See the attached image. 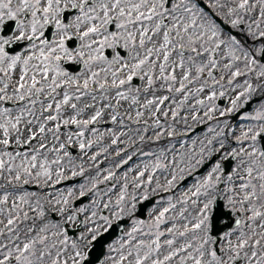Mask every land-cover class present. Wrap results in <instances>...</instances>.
Wrapping results in <instances>:
<instances>
[{
  "label": "rangeland",
  "instance_id": "obj_1",
  "mask_svg": "<svg viewBox=\"0 0 264 264\" xmlns=\"http://www.w3.org/2000/svg\"><path fill=\"white\" fill-rule=\"evenodd\" d=\"M139 2L140 0H122L121 6L126 8L127 4ZM153 2L154 0H148V6L150 7ZM204 2L208 5L211 12L229 26L231 31L236 32V39L242 44V46L239 44V47L231 50L239 57L235 62L236 65L232 62V68L235 67L243 73L236 77L232 85H228V79L231 76L232 69L229 71L224 68V65L229 63L230 57V47L227 44L216 52L217 68L215 69V77L220 83H214L212 78L208 76V67H205L204 72L197 73L196 69L198 66L208 64L209 54L197 55V53L189 50L187 36L194 30L189 28V33H184L183 27L185 24H191L192 20L195 19L197 26L195 31H199L200 25L204 24L207 26L210 20H205L204 15H201L197 8H192L194 4L192 0H170L167 10L163 8L158 9V12L162 13V15H154L151 20L144 19L135 24H128L127 16L120 17L118 15V8L115 9V13L110 11L109 15L115 20H119L120 23H124L125 31L132 33L134 39L139 40L137 45H134L133 41H131V44L134 46L130 50L131 57L129 60L132 63L131 66L136 63L137 59H143L147 56L148 49L153 50L152 55L142 66V69L136 73L140 79V84L138 85L127 82L128 75L123 71L120 77H115L118 89L113 91H107L96 85L94 86V92L84 89L81 95L67 93L69 96L82 97L79 104L77 101H72L69 104L71 110L74 109L72 107L73 104L79 107L78 111L76 109L72 110L77 114L75 117L78 120H90L96 111H100L101 116L87 126L80 124L76 127L77 132L68 134H74V136H66L63 138L65 141L64 144H59L57 138L54 137H51L49 142L48 138L33 136V132L36 130L35 128L39 127L35 118L34 121L27 120L28 111L32 107L25 106L19 109H8L9 111L7 112L4 110V114L0 116V124H6L8 126L9 136L7 138L10 143L14 144L15 148L9 151L0 143V160H3L5 163V167L0 169V201H4L6 197V203H0V229H3V234L0 235V245H7L14 249L16 245L23 247L24 243L35 240L37 241L34 245L36 256L32 257V259L35 261V264H39L37 257L41 251H45L44 264H49L50 259L56 258V252L62 250L60 241L63 237L59 235L64 229L62 224H68L69 227L74 226L75 221L73 223L67 222V216L70 214L71 209L87 206L88 212L78 216L83 221L86 215H91L92 211H96L97 216L103 214L112 218L111 210L115 205L121 188L127 184L128 199L125 201V204L130 206L132 202L131 197L135 195L137 198L135 201L136 208L131 216L127 214L126 209L123 217L130 219V223L126 228L125 234L110 244L116 250L110 251L107 247L102 264H115V261L119 260L121 252L127 255L129 251H132L133 255L125 260V264H131L135 259L137 246L141 245V242L142 246L139 250L141 256H143L149 250V246L152 247L150 240L154 238V234H157L155 218L164 207H169V199L175 207L170 208L169 212L165 214L164 223L160 226L164 231H168V228L175 226L174 232L162 237L159 243V252L153 254L145 264H152V260L155 259L163 260L165 255L176 249L186 247L188 244H191L192 247L186 248L183 252H179L167 264H181L182 258L184 259V264H194V260L188 257L190 254L194 257H199L196 249L202 243L205 235L203 230L191 231V222L199 211V207L192 203V200L196 198L192 197L190 192V189L194 191L195 183L198 180L203 181V178L217 162L224 160L235 150L238 155L229 175L232 177V180H228L229 176L224 177L220 168L219 171L213 174V182L217 185L216 177L219 176V181H223L222 189H220V192L216 190V187L209 189V196L215 197L217 194H220L223 198L224 209L232 211L231 206L226 207L227 197L233 195L238 199L242 195L239 192V185L246 182L247 178L251 179L257 186V193L260 192L258 174L264 168V158L259 156V151L261 150L258 140L255 146L259 151L255 157H249L246 153L251 151L253 141L251 139L244 140L243 148L245 154H240L241 145L237 143L236 138L241 135L242 131L247 130L249 126L264 123V121L242 119V117L254 115L256 109L264 106V77H259V73L264 69L261 68L258 57H255V64L246 67V60L243 55L245 50L254 55V49L264 44V39L257 38L254 40L248 34L249 25H251L252 31L257 34V37L259 36L255 21L261 20V10L264 7V0H248V7L245 10L237 8L240 0H204ZM113 3H115V0H105L95 5L94 15L99 16L100 14H104L103 9L100 7L101 4H105L111 8ZM173 4L177 5L175 10L172 9ZM229 8H236L237 10L234 14L229 15ZM185 9H192V11H186ZM141 11L147 14V8H143ZM135 15L136 13H133V18ZM235 19H240L241 23L233 27L231 21ZM158 24L159 30H157ZM177 25H179L180 34L184 36L183 41L177 36ZM145 28L147 29L144 37L145 43L141 47L139 33ZM260 30H264V21L260 23ZM122 31L125 33L124 28ZM218 31L221 39H228V36L223 35L219 27ZM165 32L168 33L169 40L171 41L167 49L170 57L165 64V75H174V80H165L160 72V64L165 63L163 58L164 49L161 47L164 44ZM180 43H184L185 45L183 49V68L179 66L181 59ZM136 46L140 47L139 51L136 49ZM197 48H199V45H197ZM157 49H160V51L157 52ZM135 56H137L136 59ZM189 56L194 57V60H189ZM113 69H110L107 65L105 71H100V77L97 79H105L113 82L114 77L109 78L108 72L112 71L113 73L116 71L118 73L121 68L118 66L113 67ZM185 72L189 73L188 79L186 80L183 79ZM87 73L89 72L87 71ZM149 76L152 77L153 81L151 85L148 84ZM221 77L224 79L221 80ZM121 79L126 80L124 85L118 83ZM66 80L71 81V78L69 79L67 76ZM245 81L251 84L252 92L241 98L235 111L243 107L245 101L252 98L259 99V102L252 107L249 113L240 116L236 122H233L229 116L230 114H234L235 111L230 113L226 112L224 116H221L220 113L230 108L232 106L231 100L247 88ZM181 83H183L184 87L182 90L177 91V89L181 88ZM221 83L224 85L223 88L220 87ZM169 88L171 89L170 91L168 90ZM201 88L203 91H199ZM213 92L216 94V99L220 96L221 92L225 93L222 96L227 101L225 108L217 107L216 99H208ZM118 93L122 95H118ZM163 97H167V99L161 104L160 100ZM149 100L153 101L151 105L147 103ZM197 101H203V104H198ZM210 109L213 110L209 111ZM117 111L119 112L118 114L116 113ZM173 111L176 112L175 117L172 114ZM138 112L142 113L139 117L137 116ZM206 112L209 113L211 118L205 116ZM112 116L118 117L113 121ZM194 116L196 117L195 120L193 119ZM16 117H20V121L16 125V128L13 129L11 123H16ZM196 127H202L203 129L195 136L186 139V135ZM81 131L84 132L83 137L77 135ZM3 139H5L3 130L0 129V141ZM113 139L117 140L116 144L112 143ZM81 140L86 145L83 150L79 147ZM89 141H91V147L87 146ZM221 142H223V147H221ZM19 145H28V149L20 151L18 149ZM61 145H64V147L61 148ZM65 145L74 147L75 153L65 155L67 153ZM10 148L8 146V149ZM202 150L204 161L209 158V152H211V155L216 153L218 155L220 154V160L211 166L203 175L191 180L184 187L175 190V185L181 181L179 168H185L184 175L186 177L189 174L188 164L190 158L195 157L191 161L192 164H195V159L201 158L200 153ZM5 153L8 154L6 155ZM33 155L37 157V168L32 170L33 177L28 179V183H25L22 167L28 166V162L31 161ZM93 156L96 157L95 160L92 159ZM129 156L131 157L130 160L128 159ZM57 160L61 162L59 165L53 163ZM124 161H127V163H124ZM42 162L48 165L52 173V179L47 180V182H45V177L35 178V173L40 171L39 164ZM157 162H159L161 167L153 173L151 184L147 182L148 177L146 173L141 181L142 187L136 188L134 185L137 183L136 176L138 172L143 171L145 166L151 172ZM9 166L13 168L11 173L8 171ZM200 166L196 165L191 173ZM249 167L254 169L251 177L247 175L246 171ZM58 168L63 169V178L56 176ZM73 169L77 173L82 170L83 175L71 177V171ZM233 169H236V171L234 172ZM174 170L177 172V180L174 186L168 188L167 181L171 179V174ZM17 171L21 172L22 178L19 181L15 179ZM108 172H112L114 175L111 179L105 181L104 177L108 175ZM69 178H76L77 183L70 185L62 184L61 186L55 187L54 183L58 179L59 181H63ZM93 183H96L97 187L92 192H87L86 201L82 204L74 205L73 200L79 195L80 185L83 184L87 191V189L92 188ZM32 184L39 189L50 187L51 191L37 197V191L35 189L30 190L25 186H31ZM69 188L73 189V196L69 199L68 211L62 216L59 208L63 205L57 204L56 201L61 200L62 196L67 195ZM166 188H168L167 191L165 190ZM226 188H234L235 191L228 193L225 190ZM145 191L147 192V199L155 198V202L146 211L147 221L149 222L139 223L141 220L135 218V213L137 205L146 200L143 198ZM185 194L188 196L187 203L182 202ZM22 197L23 200L21 199ZM207 198L201 196L200 200L203 201ZM104 203H109L110 208L109 210L101 212ZM254 203L260 206L264 204V198L257 199ZM13 204L20 210L19 213L13 209ZM25 212L27 213V219H24ZM41 212H43V215H41ZM210 212L211 207L208 215H210ZM236 212H239L238 206ZM10 213L14 219V224L11 226L13 231L11 233L5 227ZM51 213L54 214L51 215ZM17 215L19 216L18 219L16 218ZM249 215L251 213H242L240 229L234 232L231 237L233 242L236 241V237L240 231H243L246 235H252L253 230H255V239H260V234L264 232V228L260 227L262 221L260 218H257L256 221L250 222L248 221ZM115 220L117 219L112 218V222ZM134 221L137 223H134ZM185 224H188L189 232L185 236H180L179 233L184 231ZM54 225H58V227ZM134 227L138 228L139 231L133 232ZM130 232L132 233L131 236L128 235ZM17 236L19 237L18 239L16 238ZM42 237L46 239L44 243H39ZM76 237H69V245L71 244V240ZM169 239H174L175 241L171 247L166 243ZM251 243H254V240L249 241V244ZM122 245L123 247H121ZM207 247H212V244L210 243ZM256 250L258 256H264V240H261V246ZM47 251H51L52 253L50 258L47 256ZM245 251L251 255L250 247L246 248ZM70 254L71 248L69 247L65 256ZM60 259L63 260L64 256L60 257ZM203 259L205 264H208L210 257L205 255ZM240 264H246V262L241 261ZM252 264H256V261L253 260Z\"/></svg>",
  "mask_w": 264,
  "mask_h": 264
},
{
  "label": "snow or ice",
  "instance_id": "obj_2",
  "mask_svg": "<svg viewBox=\"0 0 264 264\" xmlns=\"http://www.w3.org/2000/svg\"><path fill=\"white\" fill-rule=\"evenodd\" d=\"M57 5L55 10H53V3ZM60 0H47V6L43 7V9L40 8V0H20L19 6L13 9L11 0H0V25H3L5 23V12L3 11L4 9H7L6 16L8 20L15 21V28L16 30L19 31V35H11V36H0V61H3L5 58H8L11 60V63L9 67H13L16 62L20 59V55L17 54L12 57H8L7 53L5 52V45H10L14 42L24 40L25 38L31 43L33 41L39 40L40 41V59L44 62V67L40 70L41 74L43 75L44 79L48 78V73L50 71V66L47 63L48 61L54 59L56 61V67L55 71L57 75H67L66 72H63L60 70L59 67V61L62 59L61 55H55L53 56L54 53H61L63 56L67 57L69 60L74 59L73 53L70 52L66 47H65V40L66 38H71L68 34L67 29L70 27L75 26L77 29V32L79 34V38L81 41L85 40L87 37L90 36V34H95L99 36L100 29L103 28L104 32H107V25L111 22L112 17L109 15L110 11L119 9L118 15L120 17H125L127 16V23L128 24H135L139 23L144 19L151 20L154 15H162V13L158 12V9L163 8L167 10L165 0H154V2L151 4V6H148V0H140L139 3H130L126 5V8L122 7V0H115V3L111 5V8H109L105 4H101L100 7L103 9V17H99L96 15H89V13H85L84 9L88 5V0H80L79 4L77 3H72L71 7L73 9L79 8L80 9V16H77L75 18V24L73 25V22H69L68 24H63L61 20L55 19V26L57 29V32L63 33L59 36L58 40L55 38L56 33L53 34V39L50 42L45 39H41V37L44 36L43 29L49 25L50 23L53 22L49 18V13H59L63 11L59 7ZM177 5L173 4L172 9L175 10ZM248 7V0H240V3L237 5V8L240 10H245ZM147 8V14L145 12L141 11V9ZM192 8H196V5L193 4ZM186 11H192V9H185ZM236 8H229L228 12L229 15H232L236 12ZM43 12V19L40 18L39 13ZM89 12H95V4L92 5V7L89 9ZM27 14L30 15L31 19H27V15L24 16V18H18L19 14ZM133 13H136L135 17L133 18ZM201 15H203V12L201 11ZM84 19L88 20L89 22L93 20L100 19L101 24L99 26L97 25H92L87 28L86 31L84 32H79V27L80 24L83 23ZM175 19V18H174ZM261 21H264V7H262L261 10V20L255 21L256 28L259 31V36L257 37V34L252 31L251 25H249V31L248 34L253 37V39L261 38L264 39V30H260V23ZM241 23L240 19H235L231 21V24L233 27L238 26ZM117 29H123L125 27L124 23H117L116 24ZM196 24H195V19L192 20L191 24H185L183 27L184 33H189V28L193 29L194 31L191 34H188L187 36V44L188 48L191 52L197 53V55H203L205 53L209 54V59H208V64L203 65V66H198L196 71L197 73H202L205 70V67H208V76L212 78L214 83H220V81L216 80V77L213 74V70L217 68V60L213 58L212 53H214L216 50L220 49L224 45H229L230 47V57H229V63L224 65V68L226 70H231L233 67V61H236L239 59L234 54V51H231L232 49L239 47V42L235 37H228L227 40L221 39L220 38V33L218 31V26L212 22L209 21L207 23V26L202 24L200 25V30L195 31L196 29ZM177 36L178 38L183 41L184 36H182L179 32V25H177ZM157 30H159V24L157 25ZM147 33V29L145 28L143 31H141L140 34V46L143 47L145 41L144 37ZM119 36L117 33H109L107 35H104L102 39L99 40H92L90 43H83L76 49V55L81 57V60L87 64L89 61L83 60L85 53L80 50V48H92L93 44H98L99 47L95 49L96 52H102L103 48L105 46L107 47H112L114 48L116 43L118 42ZM133 34L128 33V40H133ZM171 43L169 40L168 33H164V44L161 46L164 49L163 52V58L165 63L160 64V72L161 75L165 80H174L175 76L174 75H165V64L169 60L170 53L167 50L168 45ZM197 45H199V48H197ZM127 46V45H125ZM31 47L35 48L36 44L31 43ZM45 47H47V51H45ZM181 52H180V67H184V43H180L179 45ZM152 49H148V55L145 56L143 59H139L138 62L134 63L131 66L129 75L127 76V82H131L133 77L136 75L137 71L141 69V67L148 61V58L152 55ZM160 49H157V52H159ZM243 55L246 60V67L255 64L256 59L255 57H264V44H261L260 47H256L254 49V55L253 53L245 50L243 52ZM250 57H252L250 59ZM97 57H89V60H94ZM98 58L103 59L104 57L101 55ZM117 60L119 59V55L115 57ZM33 59L32 56H28L27 59H25L24 64L27 65L28 61ZM189 60H194V57L189 56ZM155 64V62H153ZM122 67H128L127 64L122 65ZM261 68L264 69V64H261ZM251 70V69H250ZM27 74V69L25 68L20 76V82L19 86L16 89V93L18 94V98L20 100H23L25 97L23 94H21V90L25 88V76ZM243 73L240 72L239 69L236 71H231V76L228 79V85H232L233 81L235 80L236 77L242 75ZM98 73H92V77L94 78L98 76ZM114 79H113V85H116V80L115 77L117 76V72L114 71L112 73ZM188 72L184 73L183 79H188ZM259 77H264V70H262L259 73ZM199 78V76H197ZM221 80L224 78L221 77ZM152 77H148V84H152ZM39 83V81L36 79L35 74L32 77V82L29 87V93H32V90L35 89V94L43 91V88H36V85ZM89 80L85 79L84 81V88L87 89L88 87ZM126 83V80L121 79L119 81L120 85H124ZM245 84L247 85V88L243 91L238 93L234 99L231 100V107L226 109V111H221L220 115L224 116L226 112L230 113L236 110L238 102L241 100L242 97H245L249 95L252 92V86L248 81H245ZM54 86V87H53ZM49 87H52V90L55 91L56 88L60 87L59 84L56 83V76L52 77V84L49 85ZM101 88H104L105 85L101 84ZM184 87L183 83H181V88L177 89V91L182 90ZM220 87L223 88L224 85L221 83ZM7 88V85H5V89ZM5 89H0V91H4ZM169 91L171 90L170 88L168 89ZM199 91H203V89H199ZM118 95H122L121 93H118ZM225 93L221 92L220 96H224ZM10 99L9 97L5 96H0V100L3 99ZM77 100L80 99L79 96L76 97ZM167 99V97H163L160 100V103L162 104L164 100ZM209 100H214L216 99V94L213 92L209 97ZM70 96L65 93L63 96V104L67 105L69 103ZM35 102V101H33ZM149 105L153 103L152 100H149L147 102ZM198 104H203V101H197ZM247 103V101H245ZM52 105L49 104L48 108H51ZM72 107L75 109L76 105L73 104ZM61 108V104L58 102L56 103V109L59 111ZM213 109H210L209 111H212ZM5 111H9L8 109H5ZM173 116L175 117L176 112L173 111ZM142 113H137V116H141ZM101 116L100 111H96L94 115L91 116L90 120H84L80 121L78 120L75 116L71 118V123L80 125L83 124L84 126H87L89 123L96 121L99 117ZM205 116H209V113L206 112ZM209 118H211L209 116ZM55 116H49L48 120H55ZM193 119L195 120L196 117L194 116ZM242 119H250V120H255V121H264V106H261V108H258L255 110L254 115H249L246 117H242ZM112 120H116V116H112ZM20 117H16V123H11V127L13 129L16 128V125L19 123ZM68 121H65V124H67ZM0 129L3 130V134L5 139L0 141L5 147L9 145V128L6 124H0ZM44 128L43 125L40 127V131L43 132ZM79 137H83L84 132L81 131L77 134ZM159 135V134H158ZM171 135V133H169ZM260 139H264V123H259L258 125H252L247 128V130H244L241 132V135L236 138L237 143L241 145L240 147V154H245V150L243 148V142L244 140L251 139L253 141V144L251 146V151L247 152L246 155L249 157H255L257 152L259 151L255 143ZM71 139V137H69ZM113 144L117 143L116 139H113L112 141ZM85 143L83 140L79 142V147L81 150L85 148ZM88 147H91V141H89ZM223 142H221V147H223ZM43 147V145H41ZM64 145H61V148H63ZM6 155L8 153H5ZM119 155V153H117ZM65 155H68V153H65ZM231 155L233 157H236L238 153H236L235 150L232 151ZM201 158L200 159H195V164H192V159L195 157L193 156L189 160V175H191V171L195 169L196 165H203L205 163L203 159V150L200 153ZM259 156L261 158H264V151H259ZM209 157H211V152H209ZM36 155H33L31 157V161L28 162V166L22 167V172L24 176V182L28 183V179L33 177V169L37 168V163H36ZM93 160L96 159L95 156L92 157ZM128 159L130 160L131 157L129 156ZM53 163H56L59 165L61 162L59 160L54 161ZM124 163H127V161H124ZM183 163V161H181ZM5 167V163L3 160H0V169H3ZM161 165L159 162L153 167L152 171H148V167L145 166L143 171L138 172L136 176V181L135 187L140 188L142 187V178L145 176L147 173V182L148 184H151L152 179H153V173L160 168ZM221 168V165L219 162H217L211 170L207 173V175L203 178V181H197L194 185V191L190 189L191 196L195 197L196 199L192 200L193 205H196L199 207V211L197 215L193 218V221L191 222V231H199L203 230L205 235L203 238L202 243L200 246L196 249V251L199 253V257H194L191 254L189 255V259L194 260V264H205V261L203 257L205 255L210 257V260L208 261V264H240L241 261H245L246 264H252V261L255 260L256 264H264V256H258L257 248L261 246V240H264V232L260 234V239H255V230H253L252 235H246L243 231L239 232V235L236 237V241L233 242L231 239L232 235L234 232L240 229L241 226V220L236 219L234 221L236 228L233 229V231H223V236L219 237V240H214L213 236L210 234L211 227L215 226L216 221L211 218L208 213L210 210V207L213 205L215 202L216 198L215 197H210L209 196V189H213L216 187L215 183L213 182V174L219 171ZM39 169L40 171H37L35 173V178L39 179L40 177H45L46 181L52 179V173L49 170V167L46 163L42 162L39 164ZM253 168L249 167L247 171V175L249 177L252 176L253 173ZM8 171L11 173L13 171V168L11 166L8 167ZM235 172L236 169H233ZM185 168L180 167L179 168V176L181 180L185 179ZM77 175H83V171L81 170L79 173H77L74 169L71 171V177H76ZM114 173L108 172V175L104 177V180L107 181L113 177ZM56 176L58 178H63L64 176V171L63 169H59L56 172ZM21 172L17 171L15 175V179L17 181L21 180ZM219 176L216 177V182H219ZM243 179V178H242ZM258 179L260 181L259 184V189L260 192L257 193L256 188L257 186L252 183L251 179H249L246 182H243L239 185V192L242 194L238 199L237 197L233 195H229L227 197V206H231L232 211H236L237 206L239 208V211L241 213L243 212H248L251 213V215L248 216V221L254 222L256 221L257 218H260L262 223L260 225L261 228H264V204H261L259 207L254 203L255 200L264 198V168H262L259 171L258 174ZM177 180V172L174 170L171 174V179L167 181V186L168 188L172 187L175 185ZM228 180L231 181L232 177L229 176ZM59 182V179L57 180ZM97 187L96 183L92 184V188L85 190V186L83 184L80 185V192L79 195L80 197H84L87 192H92L93 189ZM127 188L128 185L125 184L120 190L119 196L117 200L115 201V205L113 206L111 210V217L115 219H122L123 215L125 214V211L127 209V214L129 216L132 215L133 211L136 208V196L133 195L131 197V204L126 205L125 201L128 199L127 197ZM168 188L165 190L167 191ZM251 189V191H249ZM226 192L232 193L235 191L234 188H226ZM73 196V189L69 188L67 190V195L62 196L61 200H57V204H62L63 206L59 208L60 214L63 216V214L68 211V205H69V199ZM208 197L207 199L201 201L200 197ZM144 199H147V192L145 191L144 193ZM23 200V197L21 198ZM188 196L185 194L184 199L182 200L183 203H187ZM26 202V201H25ZM0 203H6V197L4 201H0ZM202 205V206H201ZM175 205L171 204V200L169 199V207H164L159 214L155 218V227L159 229L160 225L164 223L165 220V214L169 212L170 208H174ZM110 205L109 203H104L103 209L101 212L104 210H109ZM13 209L19 213V209L15 204H13ZM88 212V207L87 206H82L79 208H72L70 214L67 216V222L68 223H74V228L75 230L79 233V235L71 240V244L69 245V236L66 231H61L59 233L60 236L63 237V239L60 241V244L62 245V250L56 252V258L55 259H50L49 264H90V259H91V254H92V249L94 247V242L98 240V238L102 235L103 232H107L111 227H112V218H110L108 215H103L100 214L97 216L96 211H92L91 215H86L84 221H78V216L81 214H85ZM41 215H43V212H41ZM17 219L19 216L17 215ZM24 219H27V213H24ZM134 223H137L134 221ZM139 223H143L140 221ZM14 224V219L11 216V213L9 214V218L7 219V224L5 227L7 228L8 232H12L13 228L11 227ZM57 226L58 225H54ZM175 226L172 228H168V232L172 234L174 232ZM84 229V230H81ZM43 231V229H42ZM139 231L138 228H133V232ZM189 232V226L188 224L184 225V231L180 232V236H185ZM3 234V229H0V235ZM129 236L132 235V233H128ZM162 232H157L156 234V239L152 241V244L155 245V248H152L149 246V250L146 251L143 256L140 254L139 248L142 246L141 245L137 246V250L135 253V259L131 264H145L149 258L155 254L158 253L160 250V244H159V238L162 236ZM17 239L19 238L18 236L16 237ZM45 237H42L39 240V243H44ZM254 240V243L249 244V241ZM174 239H169L166 241V243L171 247L174 244ZM37 243V241L33 240L28 243H24L23 247H20L19 245H16V247L13 249L7 245H0V264H35V261L32 259V257L36 256V252L34 250V245ZM216 244L220 243V247L218 249L214 247H207L209 244ZM69 247L71 248V254L65 256V253L68 252ZM123 247V245L121 246ZM192 245L188 244L186 247H182L180 249H176L169 254L165 255L163 260L160 259H155L152 260V264H167V262H170L174 256H176L179 252H183L186 250V248H191ZM251 248V255L248 254L247 251H245L246 248ZM108 248L110 251H115L116 249L113 247V245H108ZM243 253V255H241ZM133 253L132 251H129L127 255H124L123 252H121L119 256V260L115 261V264H123L125 260L128 259V257L132 256ZM47 256L50 258L52 256L51 251H47ZM64 256V259L61 260L60 257ZM226 257V259H225ZM37 260L39 261V264H44L45 261V251H41L39 256L37 257ZM102 264V262H101ZM181 264H184V259H181Z\"/></svg>",
  "mask_w": 264,
  "mask_h": 264
},
{
  "label": "flooded vegetation",
  "instance_id": "obj_3",
  "mask_svg": "<svg viewBox=\"0 0 264 264\" xmlns=\"http://www.w3.org/2000/svg\"><path fill=\"white\" fill-rule=\"evenodd\" d=\"M105 0H88V5L85 7L84 12L89 13V15H94L95 12H89V9L92 7L93 4L97 5ZM7 2V0H5ZM20 0H11V4L13 9L19 6ZM80 0H60L59 7L63 9V11L59 13H49V18L53 20L52 23L47 25L44 29V36L41 37V39L48 40L51 45V41L54 38L53 34L56 33V39L58 40L59 36L63 33L57 32L56 26H55V19L61 20L63 24H68L70 21L73 22V25L75 24V18L77 16H80V9L77 7L73 9L71 7L72 3L79 4ZM47 6V0H40V8L43 9V7ZM57 5L55 2L53 3V10ZM5 12V23L3 25H0V36H11V35H19V31L15 28V21L8 20L6 16L7 9L3 10ZM72 12V13H71ZM112 13H115V10H112ZM98 14H100L98 12ZM27 14H19L18 18H24V16ZM101 15V14H100ZM99 17H103L104 14H102ZM39 16L41 19H43V12L41 11L39 13ZM27 19H31L30 15H27ZM205 20H209V18L204 17ZM120 23L119 20H115L112 17L111 22L107 25V32H104V29H100V35L97 36L95 34H90L89 37H87L85 40L81 41L79 38V34L77 32V29L75 26L70 27L67 29L68 34L71 38H66L65 40V47L73 53L74 59L69 60L67 57L63 56L61 53L57 52L54 53L55 55H61L62 59L59 61V67L60 70L63 72H66L67 75H57L56 71L54 70L56 67V61L54 59L48 61L47 63L50 66V71L48 73V78L44 79L43 75L41 74L40 70L44 67V62L39 58L40 57V41L36 40L31 43H35L36 47L32 48L31 43L25 38L24 40L14 42L10 45H5V52L7 53L8 57L15 56L17 54L20 55V59L16 62V64L13 67H9L11 60L8 58H5L3 61H0V89H5V85H7V88L4 91H0V96L9 97L10 99L6 98L3 100H0V116L4 114L5 109H19L25 106H30L32 109L28 111L27 120L34 121L37 120L38 127L35 128L36 130L33 132V136L38 137H44L45 139L48 138L50 142V138L54 137L57 138V142L59 144L65 143L63 140L66 136H74L68 135L69 133H75L77 132V128L79 125L72 124L71 118L73 116H77L75 114L74 109L69 108V104H71L72 101H77L78 104L81 102L82 97H80L79 100L76 99L77 96H70L69 103L67 105L63 104V96L65 93H72L74 95H81L84 88V81L85 79L89 80L88 87H94L97 85L100 86L101 84H104V89L108 90H115L118 89V85L114 86L112 81L109 80H103V79H97L100 77L101 72L105 71V68L108 67L113 69V67L120 66L121 70L118 71L117 76H121V72L125 71L127 75H129L130 69H131V61L129 60L130 50L131 47H134L131 44V41H133L134 45H137L139 42L138 39L128 40L127 33L122 31V29H117L116 24ZM99 26L101 24V20H93L89 22L88 20L84 19L83 23L80 24L79 32H84L87 30L88 27L92 25ZM109 33H117L119 36L118 42L116 43L115 47H107L105 46L103 48L102 52H96L95 49L99 47L98 44H93L92 48H80L81 51L85 53L83 60L89 61L87 64H85L81 57L76 55V49L80 47L83 43H90L92 40H99L102 39L104 35H107ZM137 41V42H135ZM127 45V46H125ZM138 46H136V49L139 51ZM45 51H47V47H45ZM119 55V59L117 60L115 57ZM103 56V59L98 58L99 56ZM28 56H32L33 59L29 60L27 65L24 64L25 59H27ZM97 57L94 60H89V57ZM137 56H135V59ZM129 60V61H128ZM139 59L136 60L138 62ZM130 62V63H129ZM127 64L128 67H122V65ZM27 69V74L25 76V88L21 90V94L24 95V99L20 100L18 98V94L16 93V89L19 86L20 82V76L24 69ZM142 69V67H141ZM114 70V69H113ZM117 70V69H116ZM87 71L89 73H87ZM98 73L99 75L91 78L92 73ZM108 77H113L112 71L108 72ZM35 74L36 79L39 81V83L36 85V88H43V91L35 94V89L32 90V93H29V87L32 82V77ZM56 76V83L60 85V87L56 88L55 91L52 90V87H49V85L52 84V77ZM71 78V81L66 80V77ZM135 79L138 80L135 85L140 84V79L137 75L134 76ZM109 81V82H108ZM132 82V81H131ZM119 83V81H118ZM133 83V82H132ZM117 84V82H116ZM54 87V86H53ZM114 100V98H113ZM35 101V102H33ZM61 104V108L59 111L56 109V103ZM51 104L52 107L48 108V105ZM77 111L79 110V107L75 108ZM49 116H55V120H48ZM35 118V119H34ZM65 121H68L67 124H65ZM43 125V132L40 131V127ZM34 138V137H33ZM34 140V139H33ZM23 148L28 149V145H24ZM257 207H259V204H256ZM129 223H130V219ZM144 222V221H143ZM128 223V225H129ZM127 225V226H128ZM156 228V227H155ZM79 234V233H78ZM77 234V235H78ZM156 239V235L154 234V238L150 240V244L153 240Z\"/></svg>",
  "mask_w": 264,
  "mask_h": 264
},
{
  "label": "water",
  "instance_id": "obj_4",
  "mask_svg": "<svg viewBox=\"0 0 264 264\" xmlns=\"http://www.w3.org/2000/svg\"><path fill=\"white\" fill-rule=\"evenodd\" d=\"M261 61L264 62V57H261ZM255 101H251L249 103L246 104L245 108L243 110H241L240 112H238V114L236 116H238L240 113L248 111L250 109V106L252 103L256 102ZM262 144H264V141H262ZM214 160V158L210 161H208L207 163L204 164V166L198 171L196 172V175L201 174ZM229 171V167L228 165L226 166V168L224 169V173H227ZM191 176H189L188 179H190ZM184 180L182 182V184H185L187 182V180ZM149 205V202H147L146 204L142 205L141 209H140V215L139 216H143L144 211L146 209V207ZM211 218H213L216 223L214 227H211V233L213 236H217L219 233H223V231H228L230 228L235 226V223L232 221L230 223H226L223 226H218L219 221L221 220H227L230 219V213L229 212H224L223 208H222V202L220 197H218L214 204H213V213ZM125 224L124 220H121L119 222H117L115 225H113L109 231L103 235H101L98 240L94 243V247L92 249V254H91V259H90V264H94L96 262H98L104 252V246L113 238L117 237L120 235L121 230L123 228ZM216 240H218V238H216Z\"/></svg>",
  "mask_w": 264,
  "mask_h": 264
},
{
  "label": "bare ground",
  "instance_id": "obj_5",
  "mask_svg": "<svg viewBox=\"0 0 264 264\" xmlns=\"http://www.w3.org/2000/svg\"><path fill=\"white\" fill-rule=\"evenodd\" d=\"M102 120H103V118H102Z\"/></svg>",
  "mask_w": 264,
  "mask_h": 264
}]
</instances>
